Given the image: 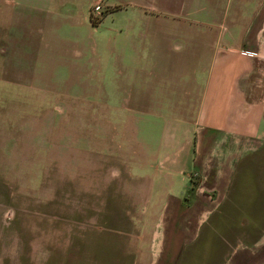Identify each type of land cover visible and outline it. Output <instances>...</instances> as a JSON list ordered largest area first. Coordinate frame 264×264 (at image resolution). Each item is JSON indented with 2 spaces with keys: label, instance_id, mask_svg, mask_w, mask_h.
Wrapping results in <instances>:
<instances>
[{
  "label": "rangeland",
  "instance_id": "rangeland-1",
  "mask_svg": "<svg viewBox=\"0 0 264 264\" xmlns=\"http://www.w3.org/2000/svg\"><path fill=\"white\" fill-rule=\"evenodd\" d=\"M214 1L66 0L42 35L0 0V78L41 88L25 116L0 83V264L150 263L151 183L190 174L199 115L196 31L178 23L222 33Z\"/></svg>",
  "mask_w": 264,
  "mask_h": 264
},
{
  "label": "crops",
  "instance_id": "crops-1",
  "mask_svg": "<svg viewBox=\"0 0 264 264\" xmlns=\"http://www.w3.org/2000/svg\"><path fill=\"white\" fill-rule=\"evenodd\" d=\"M13 1L14 15L37 16L42 35L60 7L73 14L66 0ZM224 1L222 33L213 18L178 23L196 31L194 61L203 65L191 94L199 115L190 174L166 166L151 183L149 264H264V0ZM216 4L208 0L209 16L220 13ZM34 81L0 78L7 104L25 116L41 107Z\"/></svg>",
  "mask_w": 264,
  "mask_h": 264
},
{
  "label": "built area",
  "instance_id": "built-area-1",
  "mask_svg": "<svg viewBox=\"0 0 264 264\" xmlns=\"http://www.w3.org/2000/svg\"><path fill=\"white\" fill-rule=\"evenodd\" d=\"M101 4H97L96 6H95V11L96 12H99V11H101Z\"/></svg>",
  "mask_w": 264,
  "mask_h": 264
}]
</instances>
